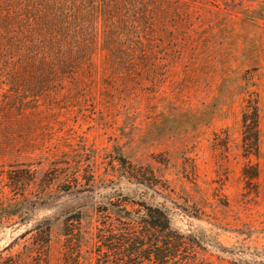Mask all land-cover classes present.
<instances>
[{"label":"rangeland","instance_id":"rangeland-1","mask_svg":"<svg viewBox=\"0 0 264 264\" xmlns=\"http://www.w3.org/2000/svg\"><path fill=\"white\" fill-rule=\"evenodd\" d=\"M145 3L142 56L99 53L59 74L0 55V177L30 181L22 222L0 226V264H65L69 219L80 264H93L99 212L116 201L167 213L189 244L178 264H264V0ZM248 102L256 154L243 149ZM10 199L0 181V207Z\"/></svg>","mask_w":264,"mask_h":264},{"label":"trees","instance_id":"trees-1","mask_svg":"<svg viewBox=\"0 0 264 264\" xmlns=\"http://www.w3.org/2000/svg\"><path fill=\"white\" fill-rule=\"evenodd\" d=\"M146 13L145 0H0V55L23 60V67L33 61L59 74H68L76 67L89 64L99 53L118 55L121 60L136 54L142 56L146 52L143 50ZM258 124L257 104L248 102L242 118L246 154L257 152ZM119 162L128 180L155 188L135 166L129 164L124 168L127 162L123 159ZM60 178L59 171L51 169L43 182L51 186ZM75 178L78 185V177ZM0 181L14 196L8 206L0 207V226H5L21 220L20 212L15 210L19 206L16 199L21 196L17 192L29 186L30 181L23 172L14 169L6 171ZM138 206V210L129 211L122 202L116 201L101 209L102 222L95 237L93 264H178V254L189 244L172 231L164 210ZM69 221L72 220L65 226V264H80L78 246L72 240L73 225ZM46 233L41 231L36 236L42 238L38 247L48 243Z\"/></svg>","mask_w":264,"mask_h":264}]
</instances>
